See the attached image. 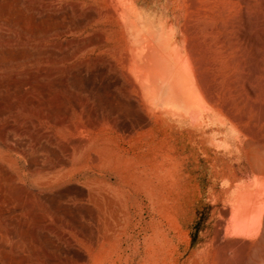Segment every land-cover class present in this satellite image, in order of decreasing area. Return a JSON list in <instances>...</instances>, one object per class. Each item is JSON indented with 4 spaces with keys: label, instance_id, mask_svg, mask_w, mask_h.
Masks as SVG:
<instances>
[{
    "label": "rangeland",
    "instance_id": "374dc122",
    "mask_svg": "<svg viewBox=\"0 0 264 264\" xmlns=\"http://www.w3.org/2000/svg\"><path fill=\"white\" fill-rule=\"evenodd\" d=\"M257 201L264 0H0V264H239Z\"/></svg>",
    "mask_w": 264,
    "mask_h": 264
},
{
    "label": "bare ground",
    "instance_id": "6f19581e",
    "mask_svg": "<svg viewBox=\"0 0 264 264\" xmlns=\"http://www.w3.org/2000/svg\"><path fill=\"white\" fill-rule=\"evenodd\" d=\"M246 8V7H245ZM255 10V9H254ZM247 17V16H246ZM259 22V21H258ZM255 26V25H254ZM246 206H247V208L249 207V204H246ZM253 206L254 207H256V208H261V207H263L264 206V203H261V202H259V201H257V202H254L253 203ZM236 216L237 215H235V214H233V218L235 219L236 218ZM244 218V217H243ZM244 220H248V219H244ZM246 224H247V222H246ZM245 224V225H246ZM251 225V224H250ZM249 225V226H250ZM263 226H264V224H263ZM263 229H264V227H263ZM262 231H264V230H262ZM262 235H263V233H262ZM263 238V241H264V236H262ZM239 264H264V252L262 253V255H261V257L260 258H258V259H252L251 261H242L241 263H239Z\"/></svg>",
    "mask_w": 264,
    "mask_h": 264
}]
</instances>
